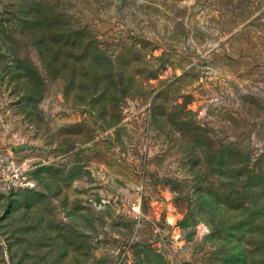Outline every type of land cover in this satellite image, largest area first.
<instances>
[{"label": "rangeland", "instance_id": "obj_1", "mask_svg": "<svg viewBox=\"0 0 264 264\" xmlns=\"http://www.w3.org/2000/svg\"><path fill=\"white\" fill-rule=\"evenodd\" d=\"M0 264H264V0H0Z\"/></svg>", "mask_w": 264, "mask_h": 264}, {"label": "built area", "instance_id": "obj_2", "mask_svg": "<svg viewBox=\"0 0 264 264\" xmlns=\"http://www.w3.org/2000/svg\"><path fill=\"white\" fill-rule=\"evenodd\" d=\"M129 210H130V212H132V213H136V212H137V206H136L134 203H131V204L129 205Z\"/></svg>", "mask_w": 264, "mask_h": 264}]
</instances>
